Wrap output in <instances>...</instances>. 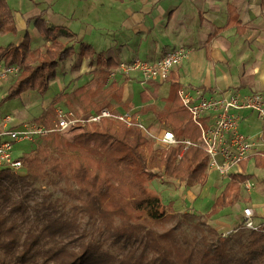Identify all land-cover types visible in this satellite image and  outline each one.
I'll return each mask as SVG.
<instances>
[{
    "label": "trees",
    "instance_id": "16d2710c",
    "mask_svg": "<svg viewBox=\"0 0 264 264\" xmlns=\"http://www.w3.org/2000/svg\"><path fill=\"white\" fill-rule=\"evenodd\" d=\"M31 21L45 41L42 48H31L28 31L16 44L0 45V60L19 68L2 100L27 90L44 93L60 62L76 53L69 44L76 34L69 28L48 24L43 10L27 19ZM17 30L14 10L0 0V35ZM94 55L89 44L78 52L79 59ZM117 66L108 57L97 69L108 76ZM180 87L171 83L168 105L156 117L177 138L195 140L199 130L177 95ZM71 94L85 111L110 107L109 102H97L96 92L85 85ZM65 95L56 93L52 106ZM151 109L146 105L138 112L146 115ZM51 119L45 109L33 121L48 126ZM67 132L71 137L51 131L37 139V146L20 154L19 170L0 169V264H264V222L248 230L237 249L232 232L240 223L222 235L207 222L240 200V183L251 173L232 174L205 218L189 223L191 233L177 230L178 225L159 230V223L177 215L173 201L164 203L148 183L166 178L186 187L203 185L208 176L205 151L193 145L182 153L180 145L158 151L137 128L107 119ZM254 165L264 168V158L255 157ZM192 217L184 213L185 222Z\"/></svg>",
    "mask_w": 264,
    "mask_h": 264
},
{
    "label": "rangeland",
    "instance_id": "374dc122",
    "mask_svg": "<svg viewBox=\"0 0 264 264\" xmlns=\"http://www.w3.org/2000/svg\"><path fill=\"white\" fill-rule=\"evenodd\" d=\"M6 1L9 6L17 12V14L15 13V21L18 30L15 34L7 33L0 35L1 46L18 43L22 39L25 31H28L31 48H42L45 41L39 36L33 21L27 22V17L35 16L38 12V8H47L49 16L48 18L46 17V22L48 24H64V26H68L69 30L76 34L75 38L69 42V44L74 45L76 53L60 62L57 67V76L50 81L49 87L44 93H38L35 90H27L19 96L2 100L12 79L3 82V84L0 85V116L10 114L12 123H15V121H33V119L45 109L49 112L51 111L52 116L53 106L51 100L56 93L61 91H65L66 95L64 101L70 103V108L83 110L71 94V91L80 85H85L88 88L94 87L96 92L94 99L99 103L109 102V108L114 107L119 110L133 107V109L139 110L143 107V100L140 97L141 85L137 80L127 81L126 78L128 77L124 75V78L115 80L109 75L104 76L103 73L97 70L98 64L108 57H113L115 60H124L132 55L131 51H128L126 48H131L133 46V41H131L133 34L131 31L133 23L137 22V20H134L136 13L130 17L123 15L125 6L131 5L126 3L121 4L114 18L109 16V14L113 12L110 8L109 0H106L107 4L104 8H102V5L98 3L97 0H88L87 2L84 0L83 2H79L81 0H72L73 3L66 6V11L63 10L65 5H59V3H63V0H51L50 3L47 4L42 2V0ZM66 1L68 2L69 0ZM70 7H89L87 9L90 15L89 17H83V20L81 18L76 20L71 19L68 14ZM122 22H124V24L121 25ZM142 27L143 26L136 27L134 30L136 31L138 28ZM126 30H128V33L131 32L128 39L130 45H127V39L122 34V32L125 33ZM87 44L92 45L95 50V55L92 59H87L84 64L85 58L79 59L78 52L81 46ZM120 47H124V50H126L122 55H119ZM161 48L162 47H159L158 50H161ZM139 56L144 57V52H140ZM61 82L62 84H60ZM152 96L156 103L151 105L152 109L150 112L146 113L145 117L147 124L158 127L161 126L159 124L161 122L158 121L156 114L166 109L168 103L163 96L158 97L154 94ZM256 124L260 125L262 123L256 121ZM65 135L71 137L72 133L65 132ZM142 135L149 140L148 144L151 145L152 149H157L158 151L165 149L164 146L159 145L154 140L148 139L143 133ZM36 144L38 143L22 142L16 144L14 147V154L20 155L21 153L29 152L37 146ZM146 152H148L147 149ZM248 169L253 171V177L251 178L254 184L253 189L251 191H241V198L236 204L221 209L218 213L207 219V222L221 233L234 230V228L238 226L242 219V209L246 204L256 205L254 206L256 210L258 206L264 205V170L254 168L252 160H250L248 164ZM148 186L161 196L164 203L173 201V207L177 215L174 219L166 221V223H159L157 228L163 230L166 227L178 225L177 230L182 229L189 233H191L189 223H194L198 219L205 218V214L210 210L215 197L218 195L221 188L224 187L221 177L216 172L208 174L207 180L203 185L183 187L184 185L181 182L177 183L166 178H156L150 181ZM41 187L45 190L53 189L50 186L44 187L41 185ZM259 189L261 190L258 191ZM54 195L59 196V191H54ZM184 213L192 215V219L185 222ZM260 218L259 216L256 217V222H261L260 220H262V218ZM232 233L234 238L233 248L237 249L239 243L245 240L248 230L240 228L238 231Z\"/></svg>",
    "mask_w": 264,
    "mask_h": 264
},
{
    "label": "crops",
    "instance_id": "0c3cea01",
    "mask_svg": "<svg viewBox=\"0 0 264 264\" xmlns=\"http://www.w3.org/2000/svg\"><path fill=\"white\" fill-rule=\"evenodd\" d=\"M50 1L42 0L45 4ZM97 1L102 5V8L107 4L106 0ZM109 1L113 11L109 16L115 18V13L123 3L131 5L125 6L123 15L130 17L136 13L134 20L137 22L133 23L131 31L133 46L126 48L131 51L132 55L124 60H115L110 57L118 64L136 57L154 61L174 47L186 46L190 48L187 58L179 65L174 66L165 80H151L142 85L138 73L133 72L127 76V81L135 79L141 85L140 97L142 100L144 95L147 98L146 102L142 101V106H151L156 103L153 94L158 97L163 96L166 100L173 82H178L184 87H201L213 92L235 91L243 95L255 91L264 93V0ZM79 2H83V0ZM72 3V0L68 2L63 0V3H59V5H65L63 10L66 11V6ZM87 8L89 7H70L68 14L71 19L81 18L83 20V17L90 15ZM42 10L46 20V17L49 16L47 8H38L37 14ZM15 13L17 14V12ZM32 17L34 16H28L27 19ZM139 26L143 27L135 31L134 29ZM66 27L68 28V26ZM131 32L128 33V30L125 33L122 32L127 39V45H130L128 39ZM159 47H162L161 50H158ZM124 51H126L124 47H120L119 55L124 54ZM140 52H144L145 56H139ZM87 59L85 58L84 64ZM120 78H124V76L117 75L114 79ZM90 89L95 91L94 87ZM64 99L59 103L64 104L66 102ZM242 116L239 123V129L242 132L257 131L264 136V123L256 124V121L259 120L254 113L243 111ZM16 123L19 122L15 121ZM255 157L257 156L245 160V167L242 165L245 161L241 163V173H251L250 179L253 177V171L248 169L250 160H252L253 167L258 168L254 165ZM259 169L264 170L263 167ZM241 191H243L242 188ZM255 211L256 217L262 218L258 223H263L264 205L258 206Z\"/></svg>",
    "mask_w": 264,
    "mask_h": 264
},
{
    "label": "built area",
    "instance_id": "2783aa9c",
    "mask_svg": "<svg viewBox=\"0 0 264 264\" xmlns=\"http://www.w3.org/2000/svg\"><path fill=\"white\" fill-rule=\"evenodd\" d=\"M189 53L190 48L177 46L154 61L136 57L120 62L109 76L114 79L117 75L128 76L136 72L142 85L151 80L162 81L167 79L171 69L182 63ZM18 73L17 65L6 64L0 60V85L17 77ZM177 95L190 114L192 122L198 127L199 134L195 140L177 138L173 131L162 123H159L161 126L158 127L147 124L145 115L133 108L117 110L103 107L99 110L84 111L59 103L53 106V115L48 126L37 121L15 124L12 123L10 114L0 116V169L19 170L22 167L20 155L14 154L16 144L35 142L51 131L65 133L74 127L97 123L103 119L135 127L161 146L180 145L181 153L188 146L201 147L207 155V173L216 172L223 185L231 180L232 174L242 172L243 161L253 156L264 158V136L257 131L244 133L239 129L243 111L254 113L256 118L264 123V93L255 91L243 95L235 91L213 92L201 87L181 86ZM240 186L243 190L250 191L254 184L250 178H246L241 181ZM255 217V208L245 205L242 209L240 228L257 230L260 223L256 222Z\"/></svg>",
    "mask_w": 264,
    "mask_h": 264
}]
</instances>
